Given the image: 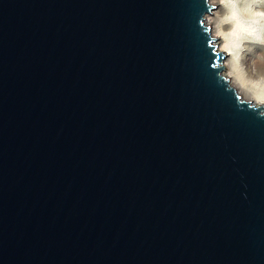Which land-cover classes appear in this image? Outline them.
I'll return each instance as SVG.
<instances>
[{
  "label": "water",
  "instance_id": "water-1",
  "mask_svg": "<svg viewBox=\"0 0 264 264\" xmlns=\"http://www.w3.org/2000/svg\"><path fill=\"white\" fill-rule=\"evenodd\" d=\"M210 11L0 0V264H264V119Z\"/></svg>",
  "mask_w": 264,
  "mask_h": 264
},
{
  "label": "clouds",
  "instance_id": "clouds-1",
  "mask_svg": "<svg viewBox=\"0 0 264 264\" xmlns=\"http://www.w3.org/2000/svg\"><path fill=\"white\" fill-rule=\"evenodd\" d=\"M212 11L202 35L220 55L213 67L218 87L240 111L264 119V0H206Z\"/></svg>",
  "mask_w": 264,
  "mask_h": 264
}]
</instances>
